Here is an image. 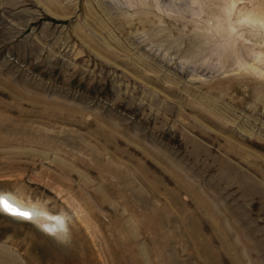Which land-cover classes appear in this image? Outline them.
Masks as SVG:
<instances>
[{
    "label": "rangeland",
    "instance_id": "374dc122",
    "mask_svg": "<svg viewBox=\"0 0 264 264\" xmlns=\"http://www.w3.org/2000/svg\"><path fill=\"white\" fill-rule=\"evenodd\" d=\"M0 194V264H264V0H0Z\"/></svg>",
    "mask_w": 264,
    "mask_h": 264
},
{
    "label": "bare ground",
    "instance_id": "6f19581e",
    "mask_svg": "<svg viewBox=\"0 0 264 264\" xmlns=\"http://www.w3.org/2000/svg\"><path fill=\"white\" fill-rule=\"evenodd\" d=\"M17 101V100H16ZM17 103V102H16ZM19 106V105H18ZM17 106V107H18ZM46 108V107H45ZM38 109V108H37ZM51 109V108H50ZM20 110V109H19ZM26 110V109H25ZM41 110V109H40ZM47 110V108H46ZM49 110V109H48ZM32 111V110H30ZM14 112V111H13ZM16 112V111H15ZM20 112V111H19ZM17 113V112H16ZM22 113V112H21ZM20 113V114H21ZM24 113V112H23ZM39 113V112H38ZM25 114V113H24ZM57 114V113H56ZM17 115V114H16ZM31 115V114H30ZM29 115V116H30ZM55 115V114H53ZM70 115V114H69ZM34 116V114H33ZM37 116V115H35ZM39 116H42L39 114ZM45 116V115H44ZM53 117V116H52ZM22 118V117H21ZM35 119V118H33ZM45 119H47L45 117ZM58 119V118H57ZM61 119V118H60ZM24 120V119H22ZM49 123V122H48ZM16 199V198H15ZM14 198H12L9 195H5V194H0V201H2L4 207L6 208L7 211L3 210L0 204V209L2 210V212L8 216H12V218H16L20 221H24V222H28V221H32V219L34 218V210L32 208H30V206H26L24 205L22 202L15 200ZM25 211L26 213H29L30 215H26L28 217H25L23 215H17V214H21V212ZM7 212L12 213L8 214ZM41 215V216H39ZM38 215V220L40 222V224L44 227H40L42 229H44L49 235H55L57 234V232L59 233L60 227L64 228V224L62 223V225H60V223L57 221V219L52 218L51 216L46 215V213H40ZM19 216V217H16ZM30 221V222H31ZM57 231V232H56Z\"/></svg>",
    "mask_w": 264,
    "mask_h": 264
},
{
    "label": "snow or ice",
    "instance_id": "6c2138e0",
    "mask_svg": "<svg viewBox=\"0 0 264 264\" xmlns=\"http://www.w3.org/2000/svg\"><path fill=\"white\" fill-rule=\"evenodd\" d=\"M22 215H30L29 213L21 212Z\"/></svg>",
    "mask_w": 264,
    "mask_h": 264
},
{
    "label": "water",
    "instance_id": "95a60500",
    "mask_svg": "<svg viewBox=\"0 0 264 264\" xmlns=\"http://www.w3.org/2000/svg\"><path fill=\"white\" fill-rule=\"evenodd\" d=\"M24 213H26V212H24Z\"/></svg>",
    "mask_w": 264,
    "mask_h": 264
}]
</instances>
